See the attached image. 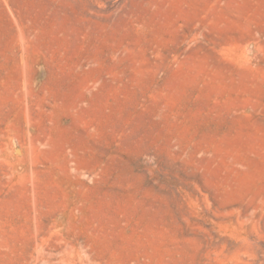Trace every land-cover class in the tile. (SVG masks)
<instances>
[{"label": "rangeland", "instance_id": "1", "mask_svg": "<svg viewBox=\"0 0 264 264\" xmlns=\"http://www.w3.org/2000/svg\"><path fill=\"white\" fill-rule=\"evenodd\" d=\"M0 264H264V0H0Z\"/></svg>", "mask_w": 264, "mask_h": 264}]
</instances>
